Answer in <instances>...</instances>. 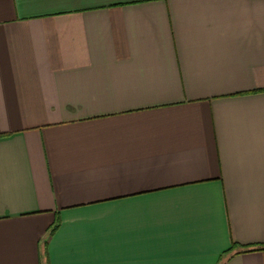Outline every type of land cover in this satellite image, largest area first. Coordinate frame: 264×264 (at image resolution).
<instances>
[{
  "label": "crops",
  "instance_id": "crops-1",
  "mask_svg": "<svg viewBox=\"0 0 264 264\" xmlns=\"http://www.w3.org/2000/svg\"><path fill=\"white\" fill-rule=\"evenodd\" d=\"M263 247L264 0H0V264Z\"/></svg>",
  "mask_w": 264,
  "mask_h": 264
},
{
  "label": "trees",
  "instance_id": "trees-1",
  "mask_svg": "<svg viewBox=\"0 0 264 264\" xmlns=\"http://www.w3.org/2000/svg\"><path fill=\"white\" fill-rule=\"evenodd\" d=\"M52 232H53V231H52ZM52 232H51V233H52ZM263 248H264V247H263Z\"/></svg>",
  "mask_w": 264,
  "mask_h": 264
}]
</instances>
